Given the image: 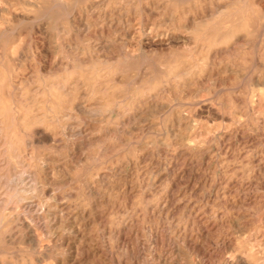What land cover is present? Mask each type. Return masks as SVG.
I'll list each match as a JSON object with an SVG mask.
<instances>
[{
	"label": "rangeland",
	"instance_id": "obj_1",
	"mask_svg": "<svg viewBox=\"0 0 264 264\" xmlns=\"http://www.w3.org/2000/svg\"><path fill=\"white\" fill-rule=\"evenodd\" d=\"M93 1L0 0V264H264V0Z\"/></svg>",
	"mask_w": 264,
	"mask_h": 264
},
{
	"label": "bare ground",
	"instance_id": "obj_2",
	"mask_svg": "<svg viewBox=\"0 0 264 264\" xmlns=\"http://www.w3.org/2000/svg\"><path fill=\"white\" fill-rule=\"evenodd\" d=\"M103 3H104V0H94L93 2H92V4H93V6H100V5H103ZM107 13V12H106ZM108 18V17H107ZM17 75V74H16ZM33 240V239H32Z\"/></svg>",
	"mask_w": 264,
	"mask_h": 264
}]
</instances>
